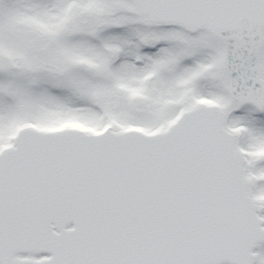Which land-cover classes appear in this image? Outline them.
Returning a JSON list of instances; mask_svg holds the SVG:
<instances>
[{
    "label": "snow or ice",
    "instance_id": "6c2138e0",
    "mask_svg": "<svg viewBox=\"0 0 264 264\" xmlns=\"http://www.w3.org/2000/svg\"><path fill=\"white\" fill-rule=\"evenodd\" d=\"M0 264H264V0H0Z\"/></svg>",
    "mask_w": 264,
    "mask_h": 264
}]
</instances>
